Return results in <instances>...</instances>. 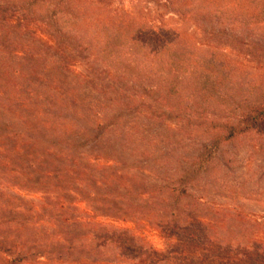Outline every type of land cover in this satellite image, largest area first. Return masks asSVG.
Segmentation results:
<instances>
[{
  "label": "trees",
  "instance_id": "16d2710c",
  "mask_svg": "<svg viewBox=\"0 0 264 264\" xmlns=\"http://www.w3.org/2000/svg\"><path fill=\"white\" fill-rule=\"evenodd\" d=\"M165 1L181 20L192 19L205 31L190 5L186 7L179 0ZM199 6L200 11L205 9L204 3ZM0 13L8 16V22L3 21V25L6 24L4 30L9 34L22 33L34 21L48 28L45 35L37 37L43 53L36 61L31 62L23 51L14 48V53L10 52L14 56L13 64L4 72L0 66V105L14 104V123L18 122V129L10 127L13 115L4 109L1 116L8 124H4L5 133L19 143L27 141L24 147H17L18 151L14 149L12 159L0 156V172L5 171L4 167L6 172L14 168V224L28 225L50 219L65 223L76 219L85 223L97 221L100 234L95 239L96 249H111L115 260L134 264H203L211 258L218 259V264H264V219L253 221L254 237L239 236L236 232L241 231L235 226L228 229L225 224L211 221L208 215H194L187 207L191 203L204 214L211 208L219 211V207L207 203L205 196L195 194L192 184L201 180L215 163L218 146L257 130L258 121H264V105L251 107L233 123L219 125V140L212 146L205 145L200 151L196 150L198 153L173 159L166 166L173 171L170 182L129 169L116 161L111 151L103 149L106 137L114 131L120 132L125 140L140 144L139 139H134L135 127L129 117L136 115L133 107L137 101L130 99L128 104L124 103L126 98L120 99L115 92H110L107 79L137 94L147 110L151 108L146 104L148 96L156 93L168 102L191 105L201 116L210 117L208 108L216 97H221L219 93L226 79L223 65L215 57L199 54L177 30L165 26L146 27L145 22H137L140 17L114 11L96 0H0ZM6 52L0 45V63ZM56 62L73 77L71 84L65 86L54 78L49 81L50 87L40 82L44 89H34ZM85 90L94 97L104 94L105 105L100 103L98 109L85 107V101L80 102L81 97L76 93ZM215 110H218L217 115L223 113L219 108ZM25 112L27 117L20 118ZM217 115L214 118L219 119ZM44 138L49 141L47 153H34L32 160L26 159L25 153L19 154L29 142L38 147ZM141 153L147 155L149 151L144 149ZM46 154L53 162H62V167L54 171L55 174L50 168L42 172L43 176L36 177V182L44 176L49 181L65 177L77 184H86L87 194L79 196L73 192V197L52 195L43 200L35 199L33 191L27 188L35 183L15 175L26 171L33 176V171L39 169V157H48ZM99 154L105 156L97 157ZM90 171L103 175L105 180L95 177V182L91 183L87 175ZM127 174L129 179L137 177L146 182L137 186L121 181L120 177ZM115 178L120 182L114 183ZM146 197L150 199H144ZM81 203H87L86 208H81ZM46 207L52 208L50 213L44 210ZM55 211L58 213L54 214ZM103 218L111 219L108 224L113 231L111 235L101 231ZM136 221H145L157 230L166 242V249L157 250L139 235L129 241L125 233L130 231L116 225ZM117 230L123 231L120 232L123 235L118 236ZM76 238L79 239L77 235ZM46 254L40 248L32 257ZM28 259L29 255L19 253L14 263Z\"/></svg>",
  "mask_w": 264,
  "mask_h": 264
},
{
  "label": "rangeland",
  "instance_id": "374dc122",
  "mask_svg": "<svg viewBox=\"0 0 264 264\" xmlns=\"http://www.w3.org/2000/svg\"><path fill=\"white\" fill-rule=\"evenodd\" d=\"M179 1L184 3V6L190 5L191 12L204 25V32L192 19L181 20L174 8L165 0H96L99 5L114 11H126L134 17H140L137 22H145L146 27L165 26L181 32L199 54L207 58L215 57L216 61L223 65L226 74L225 86L219 93L221 97H216L212 106L208 108L210 117L201 116L191 105L168 102L156 93L148 96L146 104L151 108L147 110V107H142L144 102L137 94L110 79L106 80L111 93L115 92L120 99L126 98L127 101L124 103L128 104L130 99L137 101V105L133 107L134 110L136 108L137 113L129 117L135 127L132 130L133 133L135 132L134 139L135 141L139 139L140 144L137 145L132 139L125 140L120 132L114 131L106 137L103 149L106 152L111 151L121 165L144 173L146 177L159 178L164 182H170L172 179L173 171L166 166L171 164L173 159L177 156H191L205 145L212 146L219 140V125L225 122L233 123L234 119L249 111L251 107L264 105V0ZM202 2L205 4V9L200 11L198 7L203 6ZM7 17L0 13V45L7 50L5 58L1 57L0 66L3 72L13 64L14 56L11 53H14V48L23 51L25 58L31 62L36 61L38 55L43 53V47L37 37L45 35L48 31L42 23L34 21L29 24V29L22 32L23 34L20 31L9 34L4 30L6 24L3 25V21L8 22ZM44 76L45 78L42 77L39 83L48 87L51 86L49 81L54 78L65 86L73 81V77L58 62L49 67ZM41 83L34 89L43 90ZM76 93L81 97L80 102L85 101V107L88 105L98 109L100 103L102 106L105 105L104 94H97L94 97L93 94L89 95L87 90ZM3 100L6 101L5 98ZM4 105V103L0 105V135L3 134L2 137L0 136V156L12 159L14 149L20 145L24 147L27 141L19 143L14 137L11 139L9 133H5L6 123L1 116L6 111L4 109H8L6 113L13 115L10 127L18 129V122L14 123V104L7 107ZM217 108L223 111L221 115H217L218 110H215ZM18 110L21 112L20 109ZM86 114L88 116L89 112ZM21 115H23L20 116L22 119L27 117L26 112ZM215 115L219 119L214 118ZM29 123L35 124V122ZM55 126L58 127L59 124L55 123ZM256 127V131L218 146L215 163L211 164V168L202 175L201 180L192 184L195 194L205 196L207 203L219 207V211L215 212L211 208L204 214L203 211L196 210L191 203L187 206L196 216L208 215L211 221L225 224L228 229H233L235 226L237 231H241V233L236 232L239 236L254 237L256 234L251 227L253 221L264 219V121H258ZM47 147L49 141L44 138L43 143L40 142L38 147L29 142L25 149L19 150V154L25 153L26 155L23 154L25 158L32 160L34 153H47ZM137 149L141 152L147 149L149 154L143 155ZM99 156L105 155L99 154L97 157ZM39 161L40 170L33 171V176L30 177L26 171L15 175L35 183L27 187L33 191L35 199L43 200L47 196L53 197L52 195L73 197L74 193L79 196L87 194L84 191L86 184H77L65 177L49 181L44 176L41 181L36 182L40 175L43 176L42 172L46 173L50 168L55 174L54 171L62 167V162L58 163L57 160L53 162L49 156L39 157ZM82 165L85 166V162H82ZM4 169L5 171L0 172V264H134L115 260L114 253L109 251L111 249H96L95 239L98 233L100 234L97 221L87 220L88 223H85L81 219H76L65 223L50 219L28 225L22 222L19 225L14 224V168L11 167L8 172L5 167ZM75 173L78 174L79 170L76 169ZM87 175L91 183L95 182V177L105 180L103 175L91 171ZM71 177L75 179L74 175ZM120 178L121 181L135 183L137 186H143L146 182L137 177L129 179L128 174ZM113 182L119 183L120 179L115 178ZM65 184L69 186L65 188ZM88 188L91 189L90 186ZM86 204L81 203L80 207L86 208ZM50 209L52 208H44L49 213ZM101 223H104L101 231L111 235L113 231L108 225L111 219L103 218ZM116 225L119 229L125 228L130 231L125 233L129 241H134L133 236L139 235L157 250L166 249V242L160 233L145 221L117 222ZM117 232L118 236L123 235L120 234L123 231L117 230ZM83 234L87 236H80ZM40 248L47 254L33 259V253ZM19 253L29 255V259L14 263V257ZM218 263H220L218 259L212 258L203 262V264Z\"/></svg>",
  "mask_w": 264,
  "mask_h": 264
}]
</instances>
